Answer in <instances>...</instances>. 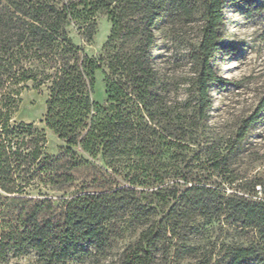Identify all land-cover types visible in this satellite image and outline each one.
<instances>
[{
  "label": "trees",
  "instance_id": "1",
  "mask_svg": "<svg viewBox=\"0 0 264 264\" xmlns=\"http://www.w3.org/2000/svg\"><path fill=\"white\" fill-rule=\"evenodd\" d=\"M231 1L253 2L0 0V264H21L16 258L29 251L37 252L36 264H65L91 248L103 252L110 236L119 234L123 217L141 229L134 248L124 249L114 264L152 263L155 242L168 232L160 224L179 216L171 209L159 222L150 219L154 207L146 197L167 189L165 165L175 155L171 147L190 143L193 128L207 120L210 87L227 82L213 61L224 51L223 9ZM166 8L177 23L198 21V41L187 53L192 101L184 110L169 105L168 82L153 61V29ZM100 11L111 31L103 53L93 57L72 42L68 27L83 23L90 40L89 28ZM97 71L104 73L102 104L94 99ZM27 82L48 91L43 122L65 144L56 156L45 152L42 129L12 121ZM263 118L264 93L237 127L235 142ZM216 155L213 169L227 156ZM86 169L91 173L76 183L77 173ZM255 184H261L264 195L261 179ZM53 192L60 197L54 200ZM176 202L201 216L225 213L232 223L255 227L264 240V199L237 194L223 199L198 183ZM263 262V247L245 246L231 248L221 264Z\"/></svg>",
  "mask_w": 264,
  "mask_h": 264
},
{
  "label": "rangeland",
  "instance_id": "2",
  "mask_svg": "<svg viewBox=\"0 0 264 264\" xmlns=\"http://www.w3.org/2000/svg\"><path fill=\"white\" fill-rule=\"evenodd\" d=\"M223 13L224 51L215 56L213 65L218 75L227 79V82L223 86L210 87L211 106L207 120L193 128L190 143L171 147L175 155L165 165V169H168L165 176L167 189L158 195L146 197L151 199L154 207L150 211V219L159 222L171 209L178 211L179 216L160 224L168 232L155 242L151 264H215L217 261L221 264L231 248H264V240L255 227L232 223L225 213L201 216L196 210L176 202L190 184L198 183H206L223 199L231 194L250 200L264 199L261 184L253 186V182L258 179L264 184V118L253 124L244 139L237 143L234 140L237 127L255 110L264 93V0H253L251 4L231 1L225 4ZM84 27L79 21H74L68 27L72 42L82 47L88 55L100 56L111 31L107 16L103 11L95 15L89 28L90 40ZM153 32V61L161 77L168 82L167 101L169 105L184 110L186 103L192 101V94L188 90L191 71L187 53L190 46L198 41V21L177 23L171 19L170 11L166 8ZM115 42L122 43L121 40ZM129 45L127 42L123 47ZM103 71L95 73L94 87V99L101 104L106 101ZM27 85L21 93L22 101L12 121L33 123L42 129L47 140L45 152L56 156L65 144L43 122L48 95L46 86L35 90L31 82H27ZM217 151L227 156L217 169H213L211 160L219 159ZM95 163L96 173H103L102 169H97L102 167L100 158ZM90 173L89 169L79 171L76 183ZM185 179L187 184L183 183ZM175 181L178 184L172 185ZM156 188L150 187L149 190ZM52 195L54 200L60 197L59 192H53ZM55 204L59 203L55 201ZM119 226V234L110 236L109 246L103 252L91 248L88 254L65 264L117 262L124 249L134 248L138 230L141 229L125 217ZM36 259L35 251L16 258L21 264H36Z\"/></svg>",
  "mask_w": 264,
  "mask_h": 264
}]
</instances>
